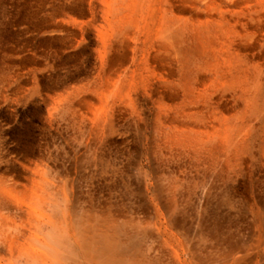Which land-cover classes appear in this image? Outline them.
<instances>
[{
  "label": "bare ground",
  "instance_id": "1",
  "mask_svg": "<svg viewBox=\"0 0 264 264\" xmlns=\"http://www.w3.org/2000/svg\"><path fill=\"white\" fill-rule=\"evenodd\" d=\"M75 1L74 12L102 18L107 49L130 54L131 63H100L91 87L101 114L152 112L148 177L135 182L129 160L107 154L105 127L80 131L74 177L52 151L21 175L0 159V264H252L246 228L234 241L232 225L213 216L186 225L184 215L202 199L230 212L248 141L264 138V0Z\"/></svg>",
  "mask_w": 264,
  "mask_h": 264
},
{
  "label": "rangeland",
  "instance_id": "2",
  "mask_svg": "<svg viewBox=\"0 0 264 264\" xmlns=\"http://www.w3.org/2000/svg\"><path fill=\"white\" fill-rule=\"evenodd\" d=\"M73 3L74 0H0V159L5 162V170L21 175L24 164L31 166L29 162L52 151L55 166L62 171L65 168V172L74 177L75 164L85 156L82 152L75 153L71 147L82 144L81 132L105 127L106 134L101 136L100 143L109 151L107 154L126 163L129 160L131 179L143 182L148 177L143 170L149 171L146 166L149 162L145 159L142 162L141 153L145 147L155 144L152 112H141V117L124 110L112 117L101 114L99 109L105 104L104 98L96 95L91 87L99 74L100 63H131L130 54L124 49H107L101 42L102 18L94 17V13L74 12ZM72 93L76 94L75 100L65 113L60 107ZM86 136L84 144L88 143ZM263 139L254 135L248 141L232 184L234 207L230 212L221 206L217 209V202L205 203L202 199L199 203L194 199V204L197 201L204 205L200 209L203 211L191 204L184 215L186 225H199L200 221L207 225L212 216L217 224L232 225L234 241L242 240L241 235L247 229L243 240L249 245L243 255L250 258L252 264H264Z\"/></svg>",
  "mask_w": 264,
  "mask_h": 264
}]
</instances>
